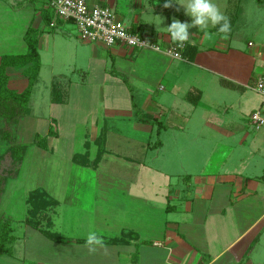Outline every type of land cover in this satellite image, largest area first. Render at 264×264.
<instances>
[{
    "label": "crops",
    "instance_id": "0c3cea01",
    "mask_svg": "<svg viewBox=\"0 0 264 264\" xmlns=\"http://www.w3.org/2000/svg\"><path fill=\"white\" fill-rule=\"evenodd\" d=\"M87 1L110 6L128 27L142 25L163 47L171 42L166 27L173 18L191 23L184 8H164L166 0ZM222 2L221 11L231 21L229 38H221L218 26L207 29L211 38L193 27L194 44L187 43L183 59H173L163 52L73 39L74 23V28L65 21L54 28L44 23L46 0H0V73L4 57L28 53L27 31H40L42 68L27 117L41 120L47 136L56 121L59 135L52 146L34 148L69 161L53 166L66 175L62 191L59 177L50 173L42 179L37 175L39 184L24 194L26 208L28 194L36 189L58 201L52 219L63 239H49L30 226L26 210L23 236L14 227L19 239L13 258L26 259L18 252L28 234L40 236L38 246L47 250L50 262L39 264H264V125L257 129L251 121L256 110L264 114V97L254 89L264 75V18L251 14L244 0ZM161 14L166 16L162 22ZM252 27L255 40L243 35ZM46 56L53 74L48 94L39 97ZM98 68L101 73L94 77ZM70 69H79L82 78L71 80ZM4 72L9 89L22 93L29 87L25 67L7 65ZM223 79L240 89L223 85ZM57 80L67 88L66 103L53 101ZM76 90L90 97L78 102ZM118 91L125 101H117ZM151 98L157 104L144 109ZM93 101L96 106L89 108ZM139 115L161 121L160 133ZM232 125L244 127L243 132L229 129ZM69 126L73 130L66 139L63 127ZM102 134L105 153L98 166L77 163L78 153L97 156ZM36 135L40 130L34 140ZM158 140L160 146L154 147ZM123 147L129 155L116 149ZM89 231L102 235L104 248L90 253L84 247Z\"/></svg>",
    "mask_w": 264,
    "mask_h": 264
},
{
    "label": "trees",
    "instance_id": "16d2710c",
    "mask_svg": "<svg viewBox=\"0 0 264 264\" xmlns=\"http://www.w3.org/2000/svg\"><path fill=\"white\" fill-rule=\"evenodd\" d=\"M106 6V5H102ZM168 13V11H167ZM41 15L44 23L48 26L51 25L54 15L53 10L49 5V1L46 0V4L43 5ZM54 28V27H51ZM132 33L145 35L146 32L143 26H131ZM40 31L30 28L27 31V42L29 45V51L26 55L22 56H7L2 60V69L0 73V147L2 142L6 144L5 150H0V202L3 194L5 193L6 186L10 177H16L20 173L22 163L29 149V144H18L15 141L14 132L22 118L31 115L30 101L35 85L39 79L42 63L38 49ZM189 48L186 44L185 50ZM184 50V52H185ZM183 52V54H184ZM7 65L22 66L25 67V73L29 76V87L22 93H18L8 88L7 76L4 69ZM222 84L233 88L240 89L237 85L221 80ZM65 84L60 80L55 81L53 85V101L56 103H66L68 99L67 88ZM135 109L137 105L133 102ZM138 113V110H137ZM139 114V113H138ZM140 119L145 122H150L156 126V131L159 134L162 123L156 117H150L145 115H139ZM59 130L56 121L53 119L49 129L48 137L53 139L58 137ZM39 148L48 149L49 144L46 138H42L41 135H36L33 142ZM99 146L97 156L92 159L89 154V150L85 153H78L74 156V160L87 167H96L102 160V155L105 153V136L102 134L96 141ZM160 141H156L154 147L158 146ZM87 149H89V143H86ZM8 158H10L8 160ZM27 223L35 229L41 231L49 239L55 241H61L62 235L53 230L54 222L52 219V211L57 207L58 201L53 198L47 191L43 189H36L31 191L27 196ZM15 228L10 216L0 214V256L13 253V244L17 241V236L14 234ZM115 240H111L114 242Z\"/></svg>",
    "mask_w": 264,
    "mask_h": 264
},
{
    "label": "rangeland",
    "instance_id": "374dc122",
    "mask_svg": "<svg viewBox=\"0 0 264 264\" xmlns=\"http://www.w3.org/2000/svg\"><path fill=\"white\" fill-rule=\"evenodd\" d=\"M163 1H165V0H163ZM176 2H178V3L183 2V0H176ZM176 2H175V0H173V6H172L173 11H177V9L181 10V8H183L181 5H179ZM213 2L216 3L220 7V9H222L221 8L223 6L222 0H213ZM244 3H245L244 7L246 9H248V11L251 14H254V12H260V13H262V18H264V0H244ZM150 6H151V4L147 2L146 8L148 9ZM161 15H163V14H161ZM160 17L162 18V21H163V19H166L165 15L160 16ZM175 18L179 19L177 16ZM159 21L161 22V19H159ZM69 24H71V23L69 22ZM71 26L74 28L73 24H71ZM255 29L256 28H254V27H252L251 30L245 29L243 31L244 37L255 40L254 36H253L254 33L256 32ZM73 34L74 33L72 32L70 37H72L73 39H77L76 35L78 36V33L75 31V34L74 35ZM50 63L51 62H50L49 58L46 56L43 71L41 74V80H40L41 84L39 86L40 87L39 88V91H40L39 97H42L43 94H46V95L48 94V91H46V90H47V88H49V86L51 84V78H52L51 76L53 74L51 72V68L49 66ZM70 70H71V72L68 71L69 72L68 75H70L71 80L78 81L79 79L82 78V74L79 71V69L76 70L75 72H73V69H70ZM100 73H101V70L98 68L97 72L93 75H94V77H97L98 75H100ZM93 83H94V81L90 80V84L92 86H93ZM95 85H97V84H95ZM86 95H87V97H90L89 94H86ZM86 95H81L78 92V90H76V92L74 94L75 99H77L78 102H81V103L84 102L83 99H85ZM116 95H118L117 101H121V102L125 101L124 99H122L124 97L123 91H121V92L118 91V93ZM77 100H75V104H76ZM36 101H37V98H34V103ZM88 101L89 100H87L86 102H88ZM156 101H157L156 99H154V101L152 98L149 99L148 103L146 104L147 106H146V108L144 107V109L148 110V108H147L148 106L150 107V109L153 108L157 104ZM96 103H97V101L95 103L93 101V102H90L89 104L87 103V105L89 108H94L96 106ZM73 107H74V105H73ZM41 112H47V111L42 109ZM39 114L42 115V113H39ZM72 120L75 121L73 118H72ZM45 126L46 125L41 120H35L31 117L30 118L26 117V119H24L22 122H20V124L16 128V131L14 132L16 143L29 144V149H28L27 154L24 158V161L22 163L21 170H20V173L18 174V176L10 177L8 180V184L6 186V190L4 193V194H7V197L4 198V201L2 199L0 202V214H6L5 216H10L12 218L13 226L16 227V229H18V236H23V232H22L21 227H23L24 222H22L21 220H24L26 210H27V208L25 207V199H24L25 198V195H24L25 190H27L28 188H33L36 184H39L37 182V180L35 179L37 177V175L41 179H42V177L48 176L50 173L55 175L56 178L59 177V181L56 183V185L61 191H62L61 186L63 185L64 180L66 178V175L64 172L58 171V169L54 168L53 166L61 165L60 167H65L66 165H68L67 162H69L67 160V158H63L62 154H60V155L55 154L54 156H51V154L45 153L43 151H40L41 154H38V150H36L34 148V144L32 143L34 140L33 134L35 131H38V130H40L41 137L46 138L48 140L49 148L52 146L51 138H49L46 135V130H47L46 128L47 127H45ZM126 128H124V130H126ZM228 128L234 129L237 131V133H239L240 131L243 132L242 130L244 127L232 125ZM72 130H73V127H70V126L69 127H63V136H65V138L68 139L70 136V131H72ZM76 130L77 129L74 128L75 132H76ZM245 131H246V133H251V134H254L253 132H255L249 128H245ZM128 145H129V143H128ZM158 146H160V144ZM1 147H2V152H3L6 148V144L4 142H2ZM1 147H0V150H1ZM124 147H125V145H124ZM124 147L121 149H118V148H116V149L119 150L120 152H122L121 154H124V155L128 154L129 155L130 152H126V151H128L130 149H127V147L126 148H124ZM62 148H63V146H62ZM9 159L10 158H8V160ZM116 163H119V162H116ZM233 163L234 162H232V166L234 168H236L237 165L235 163L234 164ZM111 165H114V164H111ZM53 169H56V170H53ZM63 170H65V169H63ZM178 181L182 182V180L181 181L177 180V182ZM14 234H15V232H14ZM27 236H26V238H24V240L22 239L23 237H21V240H23V241H22V244L20 243L21 248H19L20 251L18 252L20 254H24L26 259L16 260L15 258H13L14 253H15V244L18 241V239H19L18 238L17 241L12 246L13 253L0 256V264H39V262H42V263H46L48 261L50 262L46 248L40 249V247H44L40 243H39L40 247L38 246L37 241H40L39 238H41V237L33 235V238H32L28 234H27Z\"/></svg>",
    "mask_w": 264,
    "mask_h": 264
},
{
    "label": "built area",
    "instance_id": "2783aa9c",
    "mask_svg": "<svg viewBox=\"0 0 264 264\" xmlns=\"http://www.w3.org/2000/svg\"><path fill=\"white\" fill-rule=\"evenodd\" d=\"M54 19L50 27H56L58 21L72 22L76 26L80 39L90 43H102L106 47L117 45L132 50H153L163 52L173 59H183V48L172 41L166 47L150 35L132 33L130 27L119 19L110 6L90 5L87 0H48ZM254 89L264 97V75L255 83ZM255 128L264 125V114L256 110L251 115ZM158 244V243H157Z\"/></svg>",
    "mask_w": 264,
    "mask_h": 264
},
{
    "label": "clouds",
    "instance_id": "9594fccd",
    "mask_svg": "<svg viewBox=\"0 0 264 264\" xmlns=\"http://www.w3.org/2000/svg\"><path fill=\"white\" fill-rule=\"evenodd\" d=\"M178 4L184 8L185 14L191 17V23L181 22L179 19L173 18L171 24L166 27L170 40L177 47L183 48L189 42L194 44V41L191 39L192 34L189 31L193 27L198 28L200 32H204L206 37L211 38V34L207 32V29L209 26H218L217 31L218 34H221V38H229L231 21L213 0H183V2H179ZM172 6L173 0H166L163 4L164 8H171ZM158 18L162 22V18L159 16ZM84 247L90 253H94L98 248L105 247V241L102 235H98L95 231H89L85 237Z\"/></svg>",
    "mask_w": 264,
    "mask_h": 264
}]
</instances>
